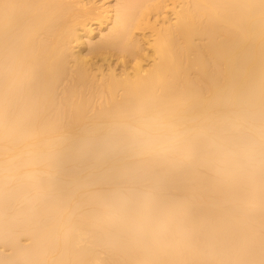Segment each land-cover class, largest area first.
I'll use <instances>...</instances> for the list:
<instances>
[{"label": "bare ground", "instance_id": "6f19581e", "mask_svg": "<svg viewBox=\"0 0 264 264\" xmlns=\"http://www.w3.org/2000/svg\"><path fill=\"white\" fill-rule=\"evenodd\" d=\"M79 1L0 0V264H264V0Z\"/></svg>", "mask_w": 264, "mask_h": 264}, {"label": "rangeland", "instance_id": "374dc122", "mask_svg": "<svg viewBox=\"0 0 264 264\" xmlns=\"http://www.w3.org/2000/svg\"><path fill=\"white\" fill-rule=\"evenodd\" d=\"M66 1H70V0H66ZM79 2H81V4L79 5L80 7H78V9L81 10L83 8L82 10H87V9L94 8L95 9L94 13L96 14V12H97L96 15L94 14V16H92V17H95V18L97 17V19H95V18L91 19V17H90V19L86 18L87 19L86 20L87 29L90 28L91 30H94V32L92 34L93 36L98 34L99 28L100 29H104V28H106L107 26H109L111 24V18L114 15L113 10L115 8L116 0H80ZM145 35L149 36L150 33L146 32ZM76 46H77L76 43L72 44V48L74 49L73 53H75V56L78 55V52L80 51V49L76 48ZM84 49L82 51H84V54H85L86 52H85ZM91 58L92 57H89V56L87 57V60L90 61V64L93 65L95 62L96 63L99 62L98 65L103 64L100 61H97V59L92 60ZM144 64H146V63H144ZM108 65H111L113 68H115L117 73L121 72L122 68H123L122 64L119 63L117 57L110 59L108 64L104 65V69H106V67ZM131 65H133V64L130 63L129 66L132 67ZM26 243L24 245H26ZM3 254H4V252H3ZM7 255H9V253H7L5 256H7Z\"/></svg>", "mask_w": 264, "mask_h": 264}]
</instances>
